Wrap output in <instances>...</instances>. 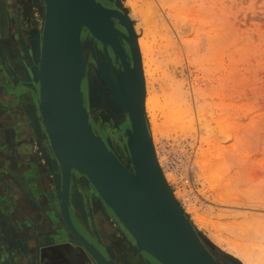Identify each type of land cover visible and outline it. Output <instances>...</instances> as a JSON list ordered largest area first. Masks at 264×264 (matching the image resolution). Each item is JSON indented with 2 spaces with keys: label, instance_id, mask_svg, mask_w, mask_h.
I'll return each mask as SVG.
<instances>
[{
  "label": "rangeland",
  "instance_id": "374dc122",
  "mask_svg": "<svg viewBox=\"0 0 264 264\" xmlns=\"http://www.w3.org/2000/svg\"><path fill=\"white\" fill-rule=\"evenodd\" d=\"M96 1L107 9H115L118 2L134 26L138 44L139 39L145 43V60L137 45L145 78V101L148 93L155 101L153 112H147L145 106L146 118L151 137L156 133L153 144L158 162L181 209L219 264H264V0ZM43 9L44 0H0V39L3 47H9L10 60L3 61L0 57V122H3L0 124V153L11 152L16 158L22 152L18 150L21 146L27 148L25 154L30 159L33 156L34 169L43 170L46 177L41 178L50 181L49 190L43 186L42 179L36 184L29 182V190L35 197L41 191L44 202L39 206L40 212L45 217H53L48 209L55 208V199L46 192L54 191V167L45 129L36 130L42 138L43 153L38 141L33 140L36 132L28 137L26 134L21 140L18 136V132L28 131L25 124L38 119L39 95L28 85L26 72L33 84L32 72L37 66L35 52L42 39ZM116 28L126 33L118 22ZM88 36L93 39L91 34ZM93 40L104 52L97 54L106 62L102 65L98 60V64L108 82L111 80L107 70L126 76L116 51L105 52L104 47ZM127 54L131 61V52ZM15 55L25 65L22 75L17 72L18 78L10 71L11 64L14 67L15 62L20 63ZM91 60L88 59V64ZM91 71L93 68L89 74ZM98 75L107 92L105 98L109 95L114 105L106 104L108 111H103L95 121L89 113L90 122L100 136L96 127H104L108 139L102 137L103 141L124 164L131 166L125 136L126 130L131 128L129 119L124 110L115 105L100 71ZM99 78L96 76L98 82ZM34 85L38 88L36 83ZM11 87L17 90L15 96L11 94ZM88 96L91 109L104 105H93L90 93ZM19 97L26 102L28 110L25 105L18 108ZM9 111L14 117L7 114ZM117 114H123L125 121L117 120ZM8 117L16 118L21 124L15 126L16 129L10 128L7 134L3 130L11 127ZM7 135L13 138V143H9L11 138ZM9 171L7 164H0L1 176L6 173L5 177L14 178L19 174H9ZM79 178L78 174L73 181ZM85 186L86 205L80 207L84 211H73L76 227L108 256L102 236H96L98 212L92 216L89 211L97 206L102 217L110 222L101 223L106 242L116 246L109 251L122 254L119 247L123 250L124 246L119 244L114 230L122 227L95 189L89 184ZM0 194L3 204L10 199L12 205L3 212H17L14 188L10 191L0 184ZM24 197L27 199L26 195ZM84 220L89 223L88 229ZM125 234L128 239L124 241L132 245L139 256L129 258L131 264H159L146 252H138L131 235ZM67 246L74 247L70 243L55 245L60 249ZM83 253L91 259L85 251Z\"/></svg>",
  "mask_w": 264,
  "mask_h": 264
},
{
  "label": "water",
  "instance_id": "95a60500",
  "mask_svg": "<svg viewBox=\"0 0 264 264\" xmlns=\"http://www.w3.org/2000/svg\"><path fill=\"white\" fill-rule=\"evenodd\" d=\"M115 5V9H107L96 0H44L42 39L37 47L40 52L36 69L33 68L32 72L38 88L32 84L29 72H26V78L34 93L39 95L37 129H45L50 144L54 191L46 193L55 199V208L48 209L53 217H39L41 224L45 223L41 227L22 209L21 212L17 211V215V212L10 214L7 226L0 227V264H8L10 257L15 258V264H20L21 258L26 256L29 235L36 237L38 230H41L38 235L41 242L52 240L54 245L70 243L83 249L95 264H112L109 256L103 255L73 221V211L82 213L79 205H75L73 195L75 180H72V176L78 174H84L90 186L113 212L123 231L131 235L138 252H146L159 264H219L179 203H169L158 189L156 191L152 187L151 174L158 173L159 165L145 112L141 55L133 24L121 11L119 3ZM82 21L85 24L81 26ZM117 22L126 33L116 28ZM107 29L108 34L105 33ZM88 33L104 47L105 52L116 51L124 73L135 83L136 100L133 104L124 94L115 93L114 86L105 78L104 70L100 67L113 99L125 110L131 125L125 132L131 166L124 164L108 147H97V133L83 104L80 125L67 113L70 95L65 81L69 63ZM122 41L130 48L133 65ZM8 48L3 47L0 39V57L3 61L6 58L9 60ZM10 71L14 78H18L12 66ZM85 75L83 73L77 81L76 93L79 95ZM9 89L15 96L17 90ZM12 113L9 111L7 114L14 117ZM13 117H8L12 125L4 130L7 134L12 130L10 128L21 124ZM6 175H0L1 187L10 191L13 186L18 187L27 198L35 199L33 191L29 190L27 174L9 177L10 180ZM47 181L49 186L50 181ZM7 207H11L10 199L4 201L2 209ZM84 223L88 229L89 223ZM96 236L99 237L97 232Z\"/></svg>",
  "mask_w": 264,
  "mask_h": 264
},
{
  "label": "bare ground",
  "instance_id": "6f19581e",
  "mask_svg": "<svg viewBox=\"0 0 264 264\" xmlns=\"http://www.w3.org/2000/svg\"><path fill=\"white\" fill-rule=\"evenodd\" d=\"M84 24H85V22L82 21L81 22V26L84 25ZM104 29H106V28H104ZM108 32H109V29L105 30V33L108 34ZM83 40L80 43V47L77 49V51L75 52V54L73 55V57H72V59H71V61L69 63L68 72H67V81H65L66 82V89L69 91V95H70L69 105H68L69 111L67 109V113L69 114V117H71L73 119V121H75V123L77 125H80L82 123L80 116H81V113L83 112V107L88 110V108L85 105L83 88H81L80 95L76 93V88H77V85H78L77 81H79V79L83 75V73L87 74L88 59L91 58L92 61H93V64L94 65L97 64V66L99 67V69L97 70V73H96L95 69L93 68L95 74L91 73V75L88 77V93H90L92 104L95 105V106L97 105V103H99V104L102 103L104 105L111 103V105L112 104L114 105L112 100L109 98V95H108V99L105 98V94H107V92H106L103 84L101 83L102 81H101V79L99 78V75H98L99 71L101 73V70H100V66H101L100 64L101 63L98 64V60L99 59H98V54H97L96 49H95V45L90 41L91 39H90L89 36L84 41ZM137 44H138V42H137ZM144 45H145L144 41L142 39H139L138 46L142 50L143 56H144V60H145L146 59V54H145L146 52L144 53V51L146 49H145ZM39 52H40L39 49L36 50L35 57H39ZM115 55H117V53ZM120 62H121V60H120ZM144 63H145V61H144ZM10 64H11V62H10ZM14 64L16 65V67L14 65V67L16 69L15 72L16 73L18 72L20 75H22L25 72L24 63H22L20 61L19 64L16 63V62ZM147 64H148V62H147ZM11 66L13 67L12 64H11ZM14 67H13V69H14ZM104 67H106V69H108L107 65H104ZM142 68H143V66H142ZM107 73H108V78L111 80L110 84L114 86L115 93L124 94L129 99V101H131L134 104L135 100H136V88H135L134 81L131 78L129 79V77L127 75L121 77V76H119L118 74H116L112 70H107ZM146 74H147V72H146ZM95 75L100 79L99 82L95 78ZM114 83L116 84V86L114 85ZM73 90L75 92H72ZM83 100H84V102H83ZM108 100H111V102L108 101ZM145 102H146L145 106H146L147 112H153L154 108H155V101H154L153 97L150 95V93H148V97H147ZM82 104H83V107H82ZM115 105L118 106V109H121V107L117 103ZM124 112H125V110H124ZM125 114H126V112H125ZM154 134H156V133H153V135ZM150 135H151V133H150ZM153 135L151 137L152 143L154 142ZM103 139H102V136L97 134V141H96L97 143H96V145H97V147L99 149L103 148L104 146L109 147L108 143H105L106 141L104 142ZM156 157H157V155H156ZM157 162H158V159H157ZM158 165H159L158 173L153 172L151 174L152 187L155 190L158 189L159 194L162 197H165L167 199V201H169V203L175 204L176 203V198H175V196L173 194V191H171V189L169 187L168 180H167L166 175L163 172L162 167H161L159 162H158ZM83 176H84V174H83ZM87 182H88V180H87ZM88 184H89V182H88ZM134 245H136V244H134ZM119 249H120V251L122 253L120 255H122L124 257L125 255H123L122 248L119 247ZM114 254H115L114 252L110 251V254H109L110 256L108 258H109V260H110V262L112 264H119L118 261H117L116 255H114Z\"/></svg>",
  "mask_w": 264,
  "mask_h": 264
},
{
  "label": "crops",
  "instance_id": "0c3cea01",
  "mask_svg": "<svg viewBox=\"0 0 264 264\" xmlns=\"http://www.w3.org/2000/svg\"><path fill=\"white\" fill-rule=\"evenodd\" d=\"M19 104L20 105L18 106V108H21L22 105L23 106L25 105V109L28 110V108L26 107V102L20 97H19ZM36 122H30L29 124H25L23 122L25 124L24 125L25 129L28 131L25 134H23V133L21 134V132H18L19 133L18 136H20L19 140H21V138L24 139L23 136H26V134L28 137L29 135H32L33 133L36 132L37 124H39L38 119ZM0 124L2 125L3 122L1 121ZM9 125H12V124L9 123ZM7 136H8V139L11 138V137L9 138L10 135H7ZM14 139L16 140V136H14ZM28 142H30V141L28 140ZM1 143H3V142L1 141ZM9 143L10 144L13 143V138H11V142H9ZM30 144H31V142H30ZM2 146H3V144L1 145V147ZM18 150H19V152H21V151L22 152L16 158H15V155L11 152L10 153L3 152V154L0 153V155H2V156H0V164L1 165L7 164L10 167L11 173L13 172L14 174H16V173L27 174V178H28L29 182H32L33 184H36V181H38L39 179H42L43 186L44 187L47 186L48 181L41 178V177H46V175L44 174V171L43 170L37 171V169H34V167L32 166V161H31L33 156L30 159L25 154L26 153L25 151L27 150V148H24L23 146H21ZM28 159H30V160H28ZM11 173H9V174H11ZM13 188L15 190V201H14L15 208L14 209H16L18 212H21V209L23 211H26L28 213V215L31 216L33 222H36L41 227V224H40L41 222L38 220L40 216H43V214L40 212L41 209L39 208V206L42 205V203L44 202L42 195L39 194L41 191L39 190V193H37V196L35 197L36 199H29V198L26 199L24 197L22 190H20V188H18V187H13ZM38 195H39V197H38ZM0 196H1V194H0ZM75 205L78 206L77 203H75ZM2 206H3V203H2L1 198H0V227L3 225L7 226L6 225V224H8L7 221L11 217L9 213L3 212V210L6 208L2 209ZM11 208H12V205H11ZM79 208H80V205H79ZM96 221H97V226H98V233L100 236H102V240L104 241L105 247L109 250H111L113 247H116V246L110 244V242H108V243L106 242V238L104 237L103 232H102L101 223L102 222L110 223V222H108L104 217H102V215L100 214V211L96 215ZM84 222H86V221L84 220ZM111 224H113V223H111ZM114 226L116 227V225H114ZM116 229L114 228V230L118 233L116 237H118V239H119L120 237H122V232L120 233V230L118 228H116ZM39 232H41V230L37 231V235L41 234ZM79 249H81V248H79ZM79 249L75 246L74 247L67 246L66 248L63 247L62 249H60V247H55V248H52L49 251V253H46V257H50L51 264H94L91 261V259H89L87 256H85V254L83 253L84 251L82 252V249H81V251H78ZM107 255L110 256L109 253Z\"/></svg>",
  "mask_w": 264,
  "mask_h": 264
},
{
  "label": "flooded vegetation",
  "instance_id": "af4514ba",
  "mask_svg": "<svg viewBox=\"0 0 264 264\" xmlns=\"http://www.w3.org/2000/svg\"><path fill=\"white\" fill-rule=\"evenodd\" d=\"M125 32V31H124ZM91 40V42L95 45V47H96V45H97V43H96V41L95 40H93L92 38H90ZM122 45H123V48H124V50H125V52L126 53H129L130 52V50H129V48H128V46L126 45V44H124L123 42H122ZM96 49H97V53H99V52H103L102 51V49H100L99 47H96ZM104 53V52H103ZM15 57H16V59L19 61H22V59L19 57V56H16L15 55ZM99 58V61H100V63H102V65L106 62L105 61V59H102V58H100V57H98ZM131 61H132V58H131ZM24 62V61H23ZM26 62V61H25ZM26 64H27V62H26ZM91 65V66H90ZM91 68H94L95 69V71H96V73H97V64L96 65H94L93 64V61L91 60V61H89V64H88V69H89V71H90V69ZM94 69H93V71H91L92 73H94L95 74V72H94ZM89 71H88V73L87 74H89ZM89 75H91V74H89ZM95 78H96V75H95ZM84 82V84H83V91H84V93H85V99H86V105H87V107H88V110H89V113H90V117H91V119H93L94 121L96 120V118H98L99 116H100V114L103 112V111H108L107 109V107H105V105H101V106H99V105H97L98 107H95V108H93V109H91L92 107L89 105V96H88V75H87V78H86V80L85 81H83ZM105 88V87H104ZM106 90V89H105ZM107 96V95H106ZM116 117H117V120H120V121H122V122H124L125 121V116L123 115V114H121V115H119L118 116V114L117 115H115ZM97 128V130L99 131V133H101V135H102V137L104 138V140H106V139H108V137L106 136V131L104 130V127L103 126H97L96 127ZM37 131H36V137L33 139V140H35L36 142L38 141V145H42V143H41V136H40V134H39V136L37 135ZM113 136V135H112ZM111 136V137H112ZM113 137H115V136H113ZM117 138V137H116ZM32 139H31V141H33ZM40 149H41V151L40 152H42L43 151V147L41 146L40 147ZM48 151V150H47ZM43 153V152H42ZM72 180H73V176H72ZM85 185H87L88 186V182L84 179V178H82V176L80 175V178H79V180H75V185H73L74 186V201H75V203H77L78 205H80V207L81 206H83L84 207V205H86V202L84 201L85 199H86V195H87V188H86V186ZM77 190H79V191H77ZM96 203H94V205H95ZM99 208L97 207V206H95L93 209L92 208H90L89 209V211H90V214L93 216V215H96L97 214V212L99 213V211L100 210H98ZM82 211H84V210H82ZM92 212V213H91ZM117 227H118V225H116ZM119 228V227H118ZM120 230V232H122V228L121 229H119ZM128 239V237H127V235L125 234V232L123 231L122 232V238L120 237L119 239H117L118 241H119V244H122L124 247H123V255H125L124 257L123 256H121V255H116V258H117V260H118V262L120 263V264H131L130 263V260H129V258H131L132 256H137V257H139L138 255H137V253L135 252V250H134V248H133V246L132 245H130V244H126V242L124 241V240H127ZM106 248V247H105ZM107 249V248H106ZM106 252H108L109 254H110V251H109V249H107L106 250ZM128 253V254H127ZM138 262H139V259H138Z\"/></svg>",
  "mask_w": 264,
  "mask_h": 264
},
{
  "label": "snow or ice",
  "instance_id": "6c2138e0",
  "mask_svg": "<svg viewBox=\"0 0 264 264\" xmlns=\"http://www.w3.org/2000/svg\"><path fill=\"white\" fill-rule=\"evenodd\" d=\"M53 247L55 245L47 240L41 242L38 235L36 237L29 235L26 241V256L21 258L20 264H51V259L46 257V253H49ZM8 264H15V258L10 257Z\"/></svg>",
  "mask_w": 264,
  "mask_h": 264
},
{
  "label": "built area",
  "instance_id": "2783aa9c",
  "mask_svg": "<svg viewBox=\"0 0 264 264\" xmlns=\"http://www.w3.org/2000/svg\"><path fill=\"white\" fill-rule=\"evenodd\" d=\"M187 182V181H186Z\"/></svg>",
  "mask_w": 264,
  "mask_h": 264
}]
</instances>
